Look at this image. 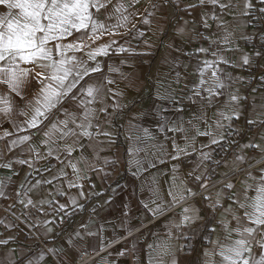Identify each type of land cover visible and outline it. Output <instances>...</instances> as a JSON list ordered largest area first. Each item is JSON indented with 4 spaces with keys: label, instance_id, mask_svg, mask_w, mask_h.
I'll use <instances>...</instances> for the list:
<instances>
[{
    "label": "snow or ice",
    "instance_id": "snow-or-ice-1",
    "mask_svg": "<svg viewBox=\"0 0 264 264\" xmlns=\"http://www.w3.org/2000/svg\"><path fill=\"white\" fill-rule=\"evenodd\" d=\"M139 3L141 0H0V115H11L10 126L13 128L12 132L5 129L0 140H5L9 152L14 147L27 144L23 151L31 154L19 160H13L11 156L0 160V168L12 170L13 163H19L31 169L28 176L36 173L44 177L27 188L24 183L20 185L17 193L19 203L25 208L30 206L35 209V213H28L29 216L43 214L47 217L50 214L47 209L57 213L65 211L66 205L55 200L56 195H65L62 182L66 180L68 188L82 189L81 181L89 179V172L103 171L96 167L95 160L90 156L98 155L101 144L111 146L116 143L113 114L114 110H123L124 105L120 101L124 93L119 90L116 80L106 75H94L103 72L97 57H107L113 51L116 54L129 51L141 54L125 48L120 41L127 43L129 34L143 36L142 30L137 29L135 33L131 30L136 28V21L151 25L160 5L151 4L149 10L137 8ZM161 3L167 7V0H161ZM209 4L220 9L219 15H211V19L218 22L219 38L205 37L216 46L215 49H197L198 53H205L211 59H204L198 64L196 71L200 79L190 88L192 96L188 99L196 110L186 120L161 116L154 127L136 129L142 132V136L129 137L133 141L129 152L133 156L131 162L138 169L142 163L155 167L154 159H162L155 153L164 149L158 137L164 136L171 144L172 151L167 156L175 161L174 170L185 165L187 175L194 185H198L202 197V209L191 204L184 207L180 222L173 227L194 228L197 223L204 222L205 213L211 216L212 225L206 226L208 235L201 237L204 244L199 251L195 247L185 249L174 244L172 241L180 237L171 230L163 238L157 234L159 243L148 246L149 264H264V168L259 170L258 176L246 173L248 178L240 182V187L228 182L224 185L228 191H205L210 179L205 177V162L212 160L219 166L221 161L214 159L213 154L223 152L236 143L230 138L233 133L229 130L234 127V120L241 119L243 102L248 99L238 87L240 80L227 73L225 68L251 66L248 54L242 55V64L237 65L232 64L227 54L239 52L235 42L237 35L244 40L254 37L244 31L236 33L230 29L233 25L244 29L259 24L264 19V0H199L198 4H185L183 9H180L179 0H173L174 7L184 11ZM228 15L233 16L231 22L224 18ZM208 19V16L201 17L205 29L211 27ZM129 25L127 32L120 31ZM257 35L264 40L260 29H257ZM105 36L109 37L108 42L97 44ZM255 56L260 57L261 52L257 51ZM90 62H94L95 66L89 67ZM110 71L119 69L110 68ZM261 71L264 72V65ZM208 72L210 76H207ZM121 79L127 77L121 73ZM253 79L264 83V75ZM173 91L160 98L169 100L173 105H182L184 94L173 95ZM251 91L254 93L258 89ZM209 108L215 109L211 117ZM167 111L168 108L161 109V112ZM176 111L183 114L185 108L180 106ZM18 117H23V121ZM246 123L260 126L261 132H264V105L259 110L254 107ZM128 131L133 132L131 126ZM37 134L43 137L41 151L31 144ZM177 134H181L179 140L183 141L182 145L177 140ZM9 136L15 137L10 143L6 139ZM201 137H206L207 143L199 142ZM257 137H260V132H257ZM260 138L262 143L245 144L244 147L264 153V137ZM147 141L152 143L143 149L135 147L137 142ZM89 150L90 154L85 155ZM140 151L147 154L143 161L135 159ZM53 159L56 165L51 164ZM245 159L244 156L235 157L232 166L238 167L239 162ZM39 162L48 166L37 167ZM104 163L109 161L105 159ZM249 180L252 182L249 183ZM44 185L52 186L47 194L51 198H43ZM2 186L3 181H0ZM168 195L171 197L168 201H151L156 204L155 207L144 204L145 210L155 218L182 203L188 196H197V192L181 181L169 188ZM45 223L51 221H40L42 226ZM32 226H37L35 218ZM140 227L142 225L130 228L129 234L139 231ZM46 231L50 232L51 228ZM180 236L183 237L184 233L181 232ZM184 238L191 240L193 237ZM9 243V239L0 234V246L8 247ZM14 252L10 250L5 254L0 264H17ZM20 264L25 262L20 261ZM27 264H32V261L29 259Z\"/></svg>",
    "mask_w": 264,
    "mask_h": 264
},
{
    "label": "crops",
    "instance_id": "crops-1",
    "mask_svg": "<svg viewBox=\"0 0 264 264\" xmlns=\"http://www.w3.org/2000/svg\"><path fill=\"white\" fill-rule=\"evenodd\" d=\"M198 2L199 0H179L180 9H183L187 3L198 4ZM151 4L160 5L155 11L153 23L144 25L136 21V28L131 30L132 33H135L137 29H140L144 35L133 37L132 34H129L126 37L127 43L124 40L120 41L125 48L135 50L136 53H141L140 55H135L131 51L121 54H116L113 51L107 57H97L103 72L94 75H106L116 80L119 90L124 93L120 101L124 105L123 110H114L113 114L116 125L114 129L116 143L111 146L101 144L98 155L90 156L95 160L96 167L102 168L103 171L89 172V179L81 181L82 189L68 188L67 181H63L62 190L65 195H56L55 200L66 205L65 211L57 213L47 209L50 212L47 217L43 214H36L35 217H32L28 213H35V209L30 206L25 208L21 205L17 193L20 191L22 183L27 188L31 184H35L37 179L42 180L44 177L36 173L28 176L31 169L19 163H13L12 170L0 168V181H3V186L0 187V193H2L0 195V234L10 241L8 247L0 246V260H3L5 254L10 250H15L14 258L17 264H20V261L27 264L29 259L32 264H56L55 260L61 264H74L75 258L83 250L97 252L120 240L112 249L100 256L96 264H149L148 246L154 242L159 243L157 234L163 238L170 230L175 236L180 237L172 241L174 244L185 249L195 247L197 251L203 247L204 241L201 237L208 235L206 226L212 225L209 214L205 213L204 222L197 223L194 228L173 227L174 224L180 222V213L184 207L191 204L197 209H202L201 196H188L182 203L155 218L144 208V204L155 207L156 204L151 201L159 203L170 200L169 188L173 184L179 185L181 181L199 193L198 185H194L192 178L187 175L185 165H180L178 169L174 170L175 161L170 160L167 156V153L172 151L170 142L166 141L164 136H159L158 141L164 144V149L155 154L162 159H154L155 167L142 163L138 169L131 162L133 156L129 149L133 146V141L129 137L142 136V132H137L136 129L154 127L160 122L161 116L186 120L196 110L195 105L188 99L192 96L190 88L200 79L196 71L198 64L204 59H211L205 53H198L197 49L201 47L215 49L216 46L211 45L205 37H210L213 40L219 38L218 22L213 21L211 15L213 13L219 15L220 9L209 4L187 11L178 10L174 7L173 0H167V7L163 6L161 0H141V3L136 7L150 10ZM254 15H258V13H254ZM202 16L209 17L208 24L211 27L203 28ZM224 18L229 22L233 20L232 15ZM129 19L132 18L129 17ZM241 19L247 18L242 17ZM262 26H264V19L259 24L244 29L236 28L235 25L230 29L236 33L244 31L254 37L252 40H244L237 35L235 42L239 47V52L227 54L233 65L242 64V55L248 54L251 57V66L225 68L227 73L240 80L241 83L238 87L248 99L243 102L241 119L234 120V127L229 130L233 133L230 138L236 143L223 152L213 154L214 159H220L219 166L212 160L205 162L207 164L205 177H210L208 188L218 178L231 173L235 168L232 166L235 157L244 156L246 158L245 161L239 162L238 166L259 161L264 157V153L258 149L244 147L245 144L250 143L260 144L262 143L260 137H264L260 126L246 123V120L252 116L253 108L259 110L260 106L264 105V83L253 79V77L264 75V72L261 71V66L264 65V40H261L260 35H257V29H260L264 34ZM128 27L130 25L120 31L127 32ZM108 40L109 37L105 36L98 40L97 44L106 43ZM115 47L114 45L113 48ZM257 51L261 52V56L258 58L255 56ZM92 66H95L94 62L89 63V67ZM221 67L224 68L223 65ZM110 68L119 69V71H110ZM121 73L127 79H121ZM210 74L208 72L207 76ZM252 89H258V91L253 93ZM169 91H173V95L183 93V104L173 105L169 100L160 98L166 96ZM13 101L15 103V97H13ZM180 106L185 108L183 114L176 111V108ZM162 108H168L169 111L161 112ZM214 110V108L208 109L210 117ZM11 119V115L8 117L0 115V136L3 135L5 129L9 132L13 131L10 126ZM18 119L23 121L24 118L18 117ZM130 126L133 129L132 133L128 131ZM257 132H260V137H257ZM24 134L19 133V135ZM168 135L171 136L172 133H168ZM180 135L177 134V140L182 145L183 141L179 140ZM14 138V136H9L6 139L10 143ZM42 139V135L37 134L31 141L37 151L42 150ZM198 139L201 143H207L206 137ZM151 143L152 141L137 142L135 147L143 149ZM27 146L24 144L14 147L12 152H9L8 144L5 140H0V160L7 159L9 156L13 160L29 157L31 154L23 151ZM90 152L91 150L85 155H89ZM146 155L144 151H140L136 153L135 159L143 161ZM105 159L109 161L108 164L104 163ZM51 164L56 165V161L51 160ZM36 166L47 167L48 165L39 162ZM262 168H264V164L250 173L258 176L259 170ZM68 171L71 177V172ZM15 172H18L19 175H14ZM247 178L245 176L238 182L232 183L236 187H240V182ZM251 182L249 180V183ZM51 188V185L43 186L41 193L43 198H51L47 195ZM220 189H224V185L208 191L215 193ZM30 195L34 194L30 193ZM56 206L58 207V204ZM34 218L36 227L32 226ZM44 220L51 221V223H45L42 226L40 221ZM67 220H70L69 226L60 231L58 224ZM140 225L142 227L139 228V231H132L129 234L130 228ZM48 228H51L50 232L46 231ZM181 232L184 233L183 237L180 236ZM187 236L193 238L187 240L184 238ZM121 252L125 254L120 255Z\"/></svg>",
    "mask_w": 264,
    "mask_h": 264
},
{
    "label": "built area",
    "instance_id": "built-area-1",
    "mask_svg": "<svg viewBox=\"0 0 264 264\" xmlns=\"http://www.w3.org/2000/svg\"><path fill=\"white\" fill-rule=\"evenodd\" d=\"M263 164H264V157L261 158V160H259V161L250 162V163H246L245 165L235 167L229 175L218 178L217 181L214 182L205 191L207 192L210 189L217 188V186L225 185L228 182H234V183L238 182L241 178L246 176V173H249L252 170L259 168ZM33 175H35V173H33ZM199 196H200L199 193H197V196H195V197H199ZM69 223H70V220L60 222L58 224V229L60 231L66 229L69 226ZM119 241L120 240L114 242L112 245H109L105 248L99 249L97 252H89L87 250H83L75 258L76 261L74 262V264H96V262L98 261V258L100 256H102L103 254H105L106 252H108L110 249H112L113 246ZM40 242H41V244H43L41 240H40ZM55 262H56V264H61L58 260H55Z\"/></svg>",
    "mask_w": 264,
    "mask_h": 264
},
{
    "label": "trees",
    "instance_id": "trees-1",
    "mask_svg": "<svg viewBox=\"0 0 264 264\" xmlns=\"http://www.w3.org/2000/svg\"><path fill=\"white\" fill-rule=\"evenodd\" d=\"M190 242V241H189Z\"/></svg>",
    "mask_w": 264,
    "mask_h": 264
}]
</instances>
